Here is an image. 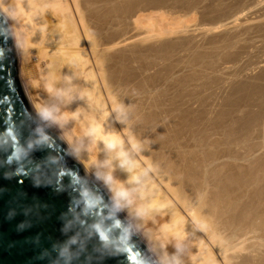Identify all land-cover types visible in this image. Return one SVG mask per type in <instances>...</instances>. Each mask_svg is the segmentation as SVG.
<instances>
[{
	"label": "bare ground",
	"instance_id": "1",
	"mask_svg": "<svg viewBox=\"0 0 264 264\" xmlns=\"http://www.w3.org/2000/svg\"><path fill=\"white\" fill-rule=\"evenodd\" d=\"M105 1L0 0L18 60L19 80L33 113L58 132L73 159L104 188L157 264H174L175 256L181 264H264V202L249 204V188H233L230 158L220 160L213 127L201 120L199 110L214 103L216 98L211 102L210 96L214 93L204 90L211 99L203 95L208 102H201L200 108L192 89L191 94L181 86L183 92L172 91L180 87L171 89L176 81L171 79V90L166 88L170 81L160 74L169 68L157 74L160 78L135 73V42L121 49L122 37L131 32L105 26ZM186 15L161 7L139 11L135 30L143 32L146 37L141 41L146 44H159L196 23L195 13ZM161 81V88L155 89ZM185 94L194 99L189 103L191 97ZM41 106L49 108L59 122L43 120L38 111ZM121 106L129 112L126 120L117 111ZM92 128L96 129L94 137L89 135ZM129 135L143 145L140 151L133 149ZM200 135L207 140L204 137L203 142ZM108 141L119 142L123 151L110 150ZM106 177H111L110 183ZM121 194L126 198L120 199Z\"/></svg>",
	"mask_w": 264,
	"mask_h": 264
},
{
	"label": "water",
	"instance_id": "2",
	"mask_svg": "<svg viewBox=\"0 0 264 264\" xmlns=\"http://www.w3.org/2000/svg\"><path fill=\"white\" fill-rule=\"evenodd\" d=\"M9 130L25 148L32 144L22 161L9 163L13 149L4 135ZM0 149V264H136L137 257L157 264L104 188L73 159L58 132L33 113L1 12ZM85 192L88 198H102L101 205L89 209ZM96 225L114 242L122 230L129 235L123 245L104 249ZM65 247L68 255L61 256Z\"/></svg>",
	"mask_w": 264,
	"mask_h": 264
},
{
	"label": "rangeland",
	"instance_id": "3",
	"mask_svg": "<svg viewBox=\"0 0 264 264\" xmlns=\"http://www.w3.org/2000/svg\"><path fill=\"white\" fill-rule=\"evenodd\" d=\"M106 1H105L106 15L104 19L105 22L108 23L109 25L106 24L105 26L123 27L124 29L127 28L125 30L126 32H131L129 33L127 38L122 37L123 40H121V42H123V44L121 46V49H125L127 46L135 42V47H136L135 51L137 52L138 50V53L135 52L136 55L138 54L137 56L135 55V59H138L135 60V62L136 61L139 62V63L138 62L135 63V71L138 70L135 73H138L139 75V73L142 72L144 74L142 73L141 74L144 76H148V73L150 74V76L153 75L156 76L164 68L165 69L169 68L170 71L173 68L172 70L173 72L171 71L172 74H170L169 70L166 71L165 69L164 70L166 72L165 71L161 72V74L164 73L165 76H163V74L162 75L160 74L161 77L163 76L167 78L166 80L169 81L170 79L172 81L178 80L177 82L170 81L169 82L170 86L167 85L166 88L168 87L170 89L171 85L175 83L174 86L171 87V89L176 85L177 87L181 86L184 89L188 88L187 91L190 92V94H191L190 90L192 89L193 90L192 94L194 92V98L197 95L198 97H196L195 99L199 98V101L194 100V102L196 101L195 103H198L199 105L201 104V102L203 105L208 102L207 99L209 98L210 91L214 93L213 94L214 97L212 96V94H210L212 99L211 97L209 98V101L211 99V102L214 101L213 98L214 99L216 98L215 101L217 103L215 101L214 103L210 102L214 107L208 102L207 103L208 106L207 105L203 106L204 108L201 109L202 111L199 110V112H201V117L203 118L201 120L204 121V125L205 124L207 126L209 125L210 128L213 127L212 133L215 134V135L213 134L214 137L216 136L214 140L216 139L215 141L217 142L215 143L217 147V148L215 147L216 148L215 150H217L216 153L218 154L220 160L224 161L225 159L224 157H226V159L230 158L229 159L230 161L228 160V162L230 163V167L232 171L231 178H233L232 180H234L231 181L233 185H236V187L235 186L233 187V185L232 187L234 189L236 188L237 190L241 186H246L247 190L249 188L248 190L249 194L247 195L249 196L247 197L249 204H251L252 202H254L252 204H255V202L257 203L258 200H260V202L258 201L259 203L264 202V172H263L264 171V4H263L264 0H180V1L179 0H173V1L172 0H167V1L166 0H148V1L120 0L121 2L119 0H114V1L106 0ZM115 1H117V4ZM118 2L120 4H118ZM117 5H120V8ZM115 7L117 8V10ZM157 7L158 8L161 7L162 9L172 12V14L175 15L189 16L186 15V13L190 15L195 13L197 17V21H196L197 24L196 23L191 24L190 27L186 29L187 32L183 31L182 33H180L181 35L178 34L179 36L178 35L171 36L169 37L170 39L169 38L166 39L165 42L160 41L159 44L158 42H156L154 43V45L153 42L150 43L147 42L146 44V42L141 41L146 37L145 35H142L143 32L140 30H135L136 29L134 24L136 18L135 16L139 11H144V10L148 11L152 9H157ZM123 8L125 9L124 12L120 11V9L123 10ZM115 10L118 11V13ZM182 12L184 13L182 14ZM106 19L108 22L106 21ZM219 25H220L219 27L220 30L218 29V30L210 31L209 27L214 28V27H218ZM139 27H143V26H139ZM139 34H141L142 36ZM131 36H135L134 37L135 39L133 38V40L129 41V38ZM176 41L178 42V44ZM156 44L158 46H156ZM141 45H143L144 47L142 46L143 47L142 48ZM150 45L151 47H149ZM168 45L170 46V48ZM152 46L156 48L152 50L153 48ZM163 47L165 48L164 49L165 51H163L162 49ZM180 47L183 49H181ZM168 49L170 50L168 51ZM172 49H174V52ZM160 51L162 52V54ZM165 52H169V54L171 53L170 54L171 56ZM143 54L146 58L142 56ZM146 54L149 56H147ZM155 54H157V57ZM158 55L160 57H158ZM164 55H166L167 57L165 58ZM139 58L142 60H140ZM174 58H176L179 61L177 62V60ZM145 61H146L147 70L146 67L144 68ZM147 62L152 65H149ZM152 62L158 65L156 66ZM166 62L168 63L170 62L171 64L170 63L168 64ZM173 62H176L175 64L178 67H175L176 65H173L174 64ZM160 64L165 66L163 67ZM142 65L143 67H140ZM190 65L192 69L191 67H189ZM148 66H150L149 67L150 69L148 68ZM180 67L182 69L179 70ZM183 67H185V69H183ZM174 68L176 69L174 70ZM177 69L179 70V72ZM156 70L158 73L156 72ZM157 76L159 77V75ZM167 76H170L169 79ZM160 84H162V81L159 82V85L158 83L155 84L154 88L160 89L162 86ZM156 85H158L159 87H156ZM181 87L180 90L178 88L177 90L175 87L172 89V91L183 92ZM208 87L209 90L207 89ZM163 88H165V86ZM194 90L195 91L201 90L200 91L201 93L200 92L198 93V91H196L195 93ZM204 90L209 91V92L206 91L209 94H207ZM184 93H186V90L184 91ZM186 95L187 94H185L184 96ZM203 95H208V98L206 96L204 99ZM201 96L203 97L204 100L207 101H204ZM187 97L188 96H186V98ZM189 97H188L189 98L188 102L190 103L191 102L190 99H194V98L192 95L191 96L189 95ZM194 102H192L193 104L191 103L192 106L194 105ZM198 104H195L194 107L199 106ZM201 107L202 105H200V108ZM204 137H205L204 135L201 136V140ZM205 140H207L206 137ZM221 162L219 163V167L222 166ZM243 189L246 188L243 187ZM258 194L260 195V197ZM257 196L259 198H257ZM250 199L252 201H250Z\"/></svg>",
	"mask_w": 264,
	"mask_h": 264
},
{
	"label": "clouds",
	"instance_id": "4",
	"mask_svg": "<svg viewBox=\"0 0 264 264\" xmlns=\"http://www.w3.org/2000/svg\"><path fill=\"white\" fill-rule=\"evenodd\" d=\"M38 111H39L40 117L43 120L59 122L56 119L55 114L49 108L41 106V107H39ZM117 111L120 113V117L122 119H125V120L127 119V116H128V113H129L127 108L121 106V107L117 108ZM4 135L7 137L8 142H10L11 147L13 149L12 155L9 158V163H11L12 161H22L27 156L28 149L32 148V144L29 143L27 145V148H25V146L21 145L18 142V139L15 136V133H14L13 130H9ZM89 135L94 137L96 135V129L95 128L90 129ZM43 139L47 140V137H44ZM129 142L131 143L133 149H135L136 151H140L141 148L143 147V145L141 143L137 142L131 135H129ZM106 147L109 148L110 150L120 149L121 152L123 151L120 148V143L119 142L112 143L111 141H108L106 143ZM0 150H2V149H0ZM124 162L125 163H129L126 159H125ZM106 181L110 183L111 182V177H106ZM84 196L86 198L87 206H88L89 209H94L97 206L101 205L102 198H99V197H97V198H88V193L87 192L84 193ZM125 198L126 197L124 195H122V194L120 195V199H125ZM117 227H119V225H117ZM95 232L99 236L101 246L104 249L112 248V247L116 246L117 244L118 245H123L125 243L126 239H127V236L129 235L126 230H122L121 239L118 242H114L110 232L105 230V229H103V228H101L99 225L95 226ZM70 243L71 244H75L76 240L73 239L72 241H70ZM177 247L179 249V245ZM116 250L120 251V252H126L127 248L126 247L117 246ZM68 252H69L68 247H65L64 249L61 250V256H67ZM172 259L174 261V264H181V260H180L179 256H175ZM68 264H70V262H68ZM136 264H144V261L140 257H137L136 258Z\"/></svg>",
	"mask_w": 264,
	"mask_h": 264
},
{
	"label": "snow or ice",
	"instance_id": "5",
	"mask_svg": "<svg viewBox=\"0 0 264 264\" xmlns=\"http://www.w3.org/2000/svg\"><path fill=\"white\" fill-rule=\"evenodd\" d=\"M133 261L135 260V257H132Z\"/></svg>",
	"mask_w": 264,
	"mask_h": 264
}]
</instances>
